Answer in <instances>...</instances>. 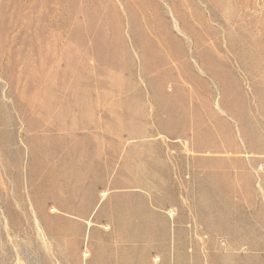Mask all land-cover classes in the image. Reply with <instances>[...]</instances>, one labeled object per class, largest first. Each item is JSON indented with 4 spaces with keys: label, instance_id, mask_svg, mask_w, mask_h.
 <instances>
[{
    "label": "rangeland",
    "instance_id": "1",
    "mask_svg": "<svg viewBox=\"0 0 264 264\" xmlns=\"http://www.w3.org/2000/svg\"><path fill=\"white\" fill-rule=\"evenodd\" d=\"M127 189L264 264V0H0V264H82Z\"/></svg>",
    "mask_w": 264,
    "mask_h": 264
},
{
    "label": "crops",
    "instance_id": "2",
    "mask_svg": "<svg viewBox=\"0 0 264 264\" xmlns=\"http://www.w3.org/2000/svg\"><path fill=\"white\" fill-rule=\"evenodd\" d=\"M129 190L132 189L116 192L131 194ZM131 192L135 194L129 200L128 210L125 211L127 214L115 219L114 223L120 224V226L111 236L101 231V229H110L109 223L111 222L108 220L110 217H99L94 220L96 214L93 215V212L102 199H95L90 211L81 217L82 222L89 225L87 228L91 230L93 226H97L96 228L99 230L91 236L92 250H87L82 264H176L177 261L182 264H201L203 259L196 250L189 252L187 247L176 249L172 246L174 241L182 239V232L190 234L198 220L192 216H177L171 222L170 215H167L162 208L167 205H155L154 201L147 198H137L143 197L138 191L132 190ZM101 195H106V191L104 195ZM106 199H108L109 207L112 206V208L115 206L114 202L118 201L117 198L108 197L102 203ZM171 223L175 225L172 226ZM101 224H103V228L99 226ZM69 231L68 228L67 234ZM84 231L86 229H83V232L79 228L74 231L72 229V233L76 237L83 236ZM159 241L160 243H158ZM75 255L78 260L80 258L78 250Z\"/></svg>",
    "mask_w": 264,
    "mask_h": 264
},
{
    "label": "bare ground",
    "instance_id": "3",
    "mask_svg": "<svg viewBox=\"0 0 264 264\" xmlns=\"http://www.w3.org/2000/svg\"><path fill=\"white\" fill-rule=\"evenodd\" d=\"M102 194L104 195V192H102ZM171 213V212H170ZM105 228V227H104ZM86 253H84V255H85Z\"/></svg>",
    "mask_w": 264,
    "mask_h": 264
}]
</instances>
